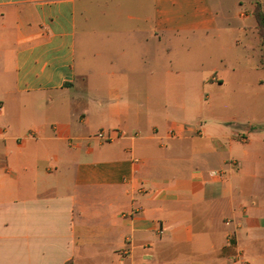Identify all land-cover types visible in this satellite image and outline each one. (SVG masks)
<instances>
[{"label": "crops", "instance_id": "obj_1", "mask_svg": "<svg viewBox=\"0 0 264 264\" xmlns=\"http://www.w3.org/2000/svg\"><path fill=\"white\" fill-rule=\"evenodd\" d=\"M225 2L0 0V264H250L264 131L195 53Z\"/></svg>", "mask_w": 264, "mask_h": 264}, {"label": "rangeland", "instance_id": "obj_2", "mask_svg": "<svg viewBox=\"0 0 264 264\" xmlns=\"http://www.w3.org/2000/svg\"><path fill=\"white\" fill-rule=\"evenodd\" d=\"M258 1L264 3V0H226L224 7L230 14V26L200 45V48H195L197 58L202 59L204 65H220L224 80V85L217 84L210 89V94L215 95V106L213 113L206 114L211 117H237L246 122L257 123L252 127L254 132L264 131V47L258 21L252 13V5L256 6ZM241 13L251 17L242 20L239 17ZM226 16L228 15L224 16V20ZM183 52L176 48L174 57L181 59L186 55ZM221 57H225V60L220 64ZM169 99L173 102L181 100L179 96H157L153 98L158 106L156 109L163 111ZM251 244L253 246L249 249L248 256L250 264H264V239ZM236 255L235 261L241 260L243 264H248L242 249Z\"/></svg>", "mask_w": 264, "mask_h": 264}, {"label": "trees", "instance_id": "obj_3", "mask_svg": "<svg viewBox=\"0 0 264 264\" xmlns=\"http://www.w3.org/2000/svg\"><path fill=\"white\" fill-rule=\"evenodd\" d=\"M253 15L256 17L258 21L260 32L262 33V40H263L262 44L264 47V5L261 2L258 1L256 3ZM263 62H264V56H263Z\"/></svg>", "mask_w": 264, "mask_h": 264}, {"label": "built area", "instance_id": "obj_4", "mask_svg": "<svg viewBox=\"0 0 264 264\" xmlns=\"http://www.w3.org/2000/svg\"><path fill=\"white\" fill-rule=\"evenodd\" d=\"M98 138L105 142H112L115 139V136L111 133L100 132Z\"/></svg>", "mask_w": 264, "mask_h": 264}]
</instances>
